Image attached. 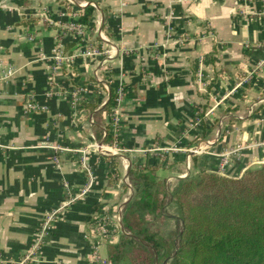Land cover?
Wrapping results in <instances>:
<instances>
[{
	"label": "crops",
	"instance_id": "0c3cea01",
	"mask_svg": "<svg viewBox=\"0 0 264 264\" xmlns=\"http://www.w3.org/2000/svg\"><path fill=\"white\" fill-rule=\"evenodd\" d=\"M87 6L89 25L79 23ZM31 17L36 24L24 26ZM77 89L97 105L87 117L72 106ZM110 89L122 92L117 125L99 112ZM106 123L122 148L97 138ZM227 124L225 142L264 141V0H0V264L107 261L109 243L96 252L90 225L129 201L130 167L164 158L182 168L188 157L215 169L214 151L188 149ZM200 126L205 137L195 140ZM251 154L263 159L264 149ZM112 161L119 179L109 185ZM84 167L91 186L78 197ZM114 220L111 243L121 232Z\"/></svg>",
	"mask_w": 264,
	"mask_h": 264
},
{
	"label": "trees",
	"instance_id": "16d2710c",
	"mask_svg": "<svg viewBox=\"0 0 264 264\" xmlns=\"http://www.w3.org/2000/svg\"><path fill=\"white\" fill-rule=\"evenodd\" d=\"M60 3L71 11V5ZM92 12L90 6L81 10L79 23L89 25ZM37 21L31 17L21 22L26 26ZM44 28L49 27L44 24ZM116 98L110 89L108 101L99 111L109 119L117 106ZM96 106L90 99L77 103L85 117ZM203 113L193 115L201 120ZM111 129L110 123L104 124L97 138L103 133L104 145L115 142L122 148ZM205 132L202 127L195 140L204 139ZM111 163L109 185L119 179L117 163ZM160 168L157 163L130 167L127 180L133 195L121 208L122 231L117 242L106 247L109 264H264V164L237 178L199 169L195 176L180 179L170 202L177 209L175 217L164 212L167 191L157 180ZM122 188L127 189L126 185ZM167 221H172V227L163 233Z\"/></svg>",
	"mask_w": 264,
	"mask_h": 264
},
{
	"label": "rangeland",
	"instance_id": "374dc122",
	"mask_svg": "<svg viewBox=\"0 0 264 264\" xmlns=\"http://www.w3.org/2000/svg\"><path fill=\"white\" fill-rule=\"evenodd\" d=\"M201 111L199 110V113ZM196 112V114H199ZM198 122V121H197ZM201 128V126H200ZM230 130L228 124L225 126H222L221 129L217 131V133L214 132L212 137H209L211 142H204L201 140V143L195 144L191 149H188V153H192L193 155H202L203 153L207 151H214L211 157L215 159V165L213 166L215 169H205L210 172H215L227 177H240L246 170L249 169H255L264 164V158L263 159H254L251 154L253 151H256L257 149H264V141H247V140H240L239 137L235 140H231L232 142L228 143L225 142V137L227 136V132ZM222 140L224 142H222ZM211 143V145H209ZM213 147H219L221 150L216 151L211 150ZM173 150L174 148L171 147ZM171 149H169L171 151ZM247 154L248 161H243L244 155ZM191 155V154H190ZM204 155V154H203ZM204 161L203 159L195 160V163L193 161H190L189 158H186L185 164H183V167L187 168V171H181V163H173L172 166L169 165V162H164V158H158L157 164L160 165V169L157 171V180L159 182H162L165 186V189L167 191V197L165 199V204H168L166 206L164 212L166 215L170 217L177 216V209L174 205H170L171 202V195L173 191L176 189L178 185V181L183 178L187 177H193L197 174L198 170L196 168L197 165H201ZM243 162V165L239 166ZM170 166V167H168ZM225 166L231 167L233 170L230 172V174L225 173ZM194 167V168H193ZM201 167V166H200ZM204 167V166H203ZM166 168V169H165ZM128 184V189L131 190L130 183L127 180L126 185ZM132 191V190H131ZM133 195V193H131ZM132 197V196H131ZM122 208L120 205H115L111 211L112 213L108 215V217H112V219H115L114 222H117V217L114 211L116 209ZM152 222V220H149ZM120 224V220L118 221ZM168 223L167 228H164L163 233H166L169 231V229L172 227V221H167ZM153 224H156V222H153ZM167 225V224H166ZM121 229V225H120ZM115 232L118 230V227L113 229ZM113 231V232H114ZM122 231V230H121ZM118 234V233H117ZM118 237V235H117ZM162 264H168V262H163Z\"/></svg>",
	"mask_w": 264,
	"mask_h": 264
},
{
	"label": "built area",
	"instance_id": "2783aa9c",
	"mask_svg": "<svg viewBox=\"0 0 264 264\" xmlns=\"http://www.w3.org/2000/svg\"><path fill=\"white\" fill-rule=\"evenodd\" d=\"M71 3V2H70ZM65 29L68 31V33L72 34H81L80 30L81 28L80 27H76V26H69V27H65ZM94 52H92L91 54H94ZM89 55V54H88ZM61 55L60 54H55L54 55V60L57 61V62H60L61 61ZM104 63V62H102ZM85 92L82 90V89H77V90H74L72 93H71V102H72V106L75 107L77 105V103L81 100L82 98V94H84ZM116 95H117V98H116V101L117 103L120 102V98H121V95H122V92L121 90H117L116 91ZM28 107H32L34 108V104L32 105H28ZM111 121L114 125H117L118 124V115H117V112L115 111L114 114L112 115V118H111ZM112 146L118 148L116 145H115V142L114 144H112ZM84 169L86 170L87 172V175H88V181L87 183L85 184L84 188L82 189V191L80 193L77 194L78 197H80L81 195H84L89 187L91 186V175H90V172L88 171V169L86 167H84ZM76 199V197L72 196L68 199V201L66 202V205H68L69 203H72L74 200ZM62 208H58V209H54L53 211H51V213H49L46 217H45V220L43 222V225H42V228H41V237H44L48 232H49V229L51 228L52 226V222L54 220V217L59 213V211H61ZM112 211L111 209L109 211H107L106 213H102V212H99L95 218H94V221L92 222V224L90 225V231H91V237L95 240V244H94V250L97 252L98 250V245L100 243H111L113 240H114V235H115V231L113 230L114 227L112 228V218L111 217H108L109 214H111ZM114 213L116 214V217H117V221L120 220L121 218V208L119 209H116L114 211ZM114 231V232H113ZM41 239V238H40ZM39 239V241H41ZM39 244V242H38ZM35 248H37V246H35ZM31 254V253H30ZM97 254V253H96ZM25 259L23 261H21L19 264H25ZM95 264H109L108 261H105V260H99L96 256H95Z\"/></svg>",
	"mask_w": 264,
	"mask_h": 264
}]
</instances>
